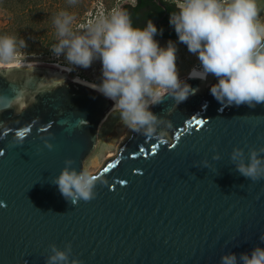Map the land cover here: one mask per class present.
<instances>
[{
    "label": "water",
    "instance_id": "water-1",
    "mask_svg": "<svg viewBox=\"0 0 264 264\" xmlns=\"http://www.w3.org/2000/svg\"><path fill=\"white\" fill-rule=\"evenodd\" d=\"M67 74L36 63L0 75V264H45L49 245L68 242L83 264H219L223 253L264 248V179L248 180L229 159L233 147L264 146V103L221 105L215 78L187 75L198 90L171 111L169 137L128 130L94 174L95 198L71 203L53 180L66 158L84 170L114 102ZM174 103L151 110L163 116Z\"/></svg>",
    "mask_w": 264,
    "mask_h": 264
},
{
    "label": "clouds",
    "instance_id": "clouds-1",
    "mask_svg": "<svg viewBox=\"0 0 264 264\" xmlns=\"http://www.w3.org/2000/svg\"><path fill=\"white\" fill-rule=\"evenodd\" d=\"M74 2V0H72ZM257 0H175V10L169 14L177 40L169 39L160 45L155 38L158 29L151 19L146 26L133 25L128 10L116 8L108 15L90 20L83 30L72 28L75 14L59 11L53 17L56 42L50 46L54 56H63L65 70L75 66L90 67L101 64L99 83L89 86L112 100L110 112L117 113L122 124L145 139L164 142L173 123L168 116L175 105L185 101L198 89L182 79L177 68L178 44L199 61L188 73V79L206 80L211 74V95L224 106L241 104L255 108L264 103V19ZM26 41L18 35H0V75L15 68L33 70L37 61H29L24 49ZM172 98L174 104L166 115H158L151 108ZM6 124L0 123V126ZM24 134L16 133L12 142L22 144ZM44 145H53L44 140ZM219 160V153L212 156ZM229 159L235 171L252 182L264 179V146L244 149L233 147ZM73 160L66 158L64 167L53 180L66 200L94 199L97 178L87 170L77 171ZM205 167L208 161H202ZM264 242V233L259 236ZM45 264H83L72 252L71 243L63 249L49 245ZM219 264H264V248L255 246L250 252L237 256L223 253Z\"/></svg>",
    "mask_w": 264,
    "mask_h": 264
},
{
    "label": "rangeland",
    "instance_id": "rangeland-1",
    "mask_svg": "<svg viewBox=\"0 0 264 264\" xmlns=\"http://www.w3.org/2000/svg\"><path fill=\"white\" fill-rule=\"evenodd\" d=\"M168 1V0H164ZM1 2V1H0ZM135 0H8L7 3H0V35L10 34L22 37L27 44L24 49L29 55V61L35 60L38 63H61L66 66L63 56L56 57L52 54L50 46L56 42V28L53 24V17L61 10H67L75 14L72 28L83 30L82 26L89 23L101 15H108L116 8H122L125 4L133 5ZM260 10V17L264 19V0H257ZM22 8L24 17L16 16ZM38 8L35 17L28 21L31 16L30 9ZM29 11V12H28ZM28 13V14H27ZM169 39L158 40L160 45H165ZM176 41V40H173ZM177 68L179 75L183 79L187 76L188 70L193 65H198L196 56L187 51L185 45L178 44ZM98 73V74H97ZM79 75L81 78L91 81L94 78L96 83L101 79V64L98 60L88 68L75 66L69 77ZM215 77L211 75L209 83ZM99 79V81H98ZM208 83V84H209ZM128 128L119 119L117 113H112L103 124L99 134V142L96 151L84 163L86 169L91 174H96L103 166V163L116 155L118 145L124 140ZM109 157V155H111Z\"/></svg>",
    "mask_w": 264,
    "mask_h": 264
},
{
    "label": "trees",
    "instance_id": "trees-1",
    "mask_svg": "<svg viewBox=\"0 0 264 264\" xmlns=\"http://www.w3.org/2000/svg\"><path fill=\"white\" fill-rule=\"evenodd\" d=\"M0 1V3L4 4L8 2V0ZM161 3L162 6L158 4L157 0H135L133 5L125 4L122 6V8L129 11L134 26L144 27L146 26L147 20L151 19L158 29L162 28V34L155 37L157 40H177L176 33L173 27L169 24V14L171 11L175 10V0H161ZM19 9L20 10L16 12L17 18L26 16V13H23L22 11L23 9L21 7ZM38 10L39 9L37 7L30 9L31 16L28 17V21L32 17L36 16Z\"/></svg>",
    "mask_w": 264,
    "mask_h": 264
},
{
    "label": "bare ground",
    "instance_id": "bare-ground-1",
    "mask_svg": "<svg viewBox=\"0 0 264 264\" xmlns=\"http://www.w3.org/2000/svg\"><path fill=\"white\" fill-rule=\"evenodd\" d=\"M98 61V60H97ZM97 61H94L93 63H95V62H97ZM38 63V62H37ZM40 63V62H39ZM41 64H48V65H53V66H58V67H63V68H65V66H62L61 65V63L59 62V63H41ZM194 66H196V65H193V66H191L190 68H189V70H188V73H189V71L194 67ZM72 71H68V74H67V76H69V74L71 73ZM188 73H187V75H188ZM98 74V73H97ZM210 78H211V74L208 76V78L206 79V81H207V83H209V81H210ZM72 79L74 80V81H76V82H78V83H81V84H83V85H90V84H92V83H96L94 80H96V78H94L93 77V79L91 80V81H88V80H86V79H83V78H81L79 75H75L74 77H72ZM98 81H99V79H98ZM112 156V154L111 155H109V157H111ZM112 158V157H111ZM86 170V169H85Z\"/></svg>",
    "mask_w": 264,
    "mask_h": 264
},
{
    "label": "snow or ice",
    "instance_id": "snow-or-ice-1",
    "mask_svg": "<svg viewBox=\"0 0 264 264\" xmlns=\"http://www.w3.org/2000/svg\"><path fill=\"white\" fill-rule=\"evenodd\" d=\"M194 123L196 124V125H199L201 122L200 121H194ZM28 130L27 129H25L23 132H22V134H24L25 135V133L27 132ZM184 131H188V129H185ZM153 151H155V146H153V149H152ZM142 151V150H141ZM105 171L107 170V168H105L104 169Z\"/></svg>",
    "mask_w": 264,
    "mask_h": 264
}]
</instances>
